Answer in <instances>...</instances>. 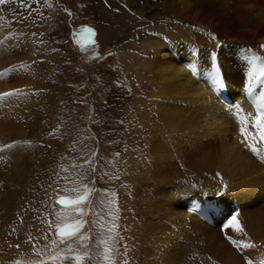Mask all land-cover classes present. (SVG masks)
<instances>
[{
    "label": "rangeland",
    "instance_id": "obj_1",
    "mask_svg": "<svg viewBox=\"0 0 264 264\" xmlns=\"http://www.w3.org/2000/svg\"><path fill=\"white\" fill-rule=\"evenodd\" d=\"M199 1L194 0L193 5ZM234 1L238 3L239 16L246 19L248 26L257 24L264 16V0L217 2L223 7L225 3L233 5ZM165 4L166 0L0 2L1 40H13L26 49L25 54L14 56V63L10 65L20 78L21 91L13 97L20 98L18 102L28 115L26 123L25 117L19 119L28 131L21 145L25 149L27 172L19 179V185L11 186L19 190L15 203L0 211V264L16 261L33 264L40 260L47 264H73L71 259H49L65 247L52 243L58 240L56 225L70 224L71 219L82 220L79 231L89 237L87 250L91 258H85L82 264H105V245L100 241H109L110 236L115 238V248L119 250L116 264L125 261L155 264L161 258L162 245L152 258L141 261V250L147 247L148 227L144 226L150 214L145 198H157L152 189L155 183L150 182L146 188L143 183L148 181L144 176L150 173V141L153 130H157L153 121L158 118V102L163 100L156 94L152 76L146 69L147 60L159 44L166 42L180 45L189 42L201 47L215 44L225 50L251 44L264 52L259 47L264 44L262 40L233 42L219 35L207 25L210 15L200 16L199 7L194 9L193 19L184 16L182 11L166 8ZM227 11L237 17L233 8ZM219 16L225 18L222 14ZM88 24L93 25V42L81 43L85 38L82 27ZM108 32L113 34L112 38ZM221 34L227 35L226 31ZM213 35L217 39L213 40ZM220 66L218 62L223 71ZM0 67L4 65L0 63ZM221 101L228 104L224 99ZM178 165L184 168L179 162ZM214 175L210 173L204 179V194L215 191L214 183L218 180L212 179ZM188 177L177 184L180 189L202 187V177ZM85 188L91 191L79 205L65 206L57 202L61 198L74 200L84 194ZM263 204L260 206L264 210ZM66 207H80L85 214L59 215ZM233 212L219 225L222 238L228 243L221 226ZM238 219L245 223L241 213ZM111 225L115 227L109 232ZM75 251L82 255L85 250L75 245Z\"/></svg>",
    "mask_w": 264,
    "mask_h": 264
},
{
    "label": "bare ground",
    "instance_id": "obj_2",
    "mask_svg": "<svg viewBox=\"0 0 264 264\" xmlns=\"http://www.w3.org/2000/svg\"><path fill=\"white\" fill-rule=\"evenodd\" d=\"M217 1L200 0L194 6V0H166L165 7L182 11L184 16L193 19L194 9L199 7L201 17L205 13L210 15L207 25L225 39L233 42L252 38L264 41V16L257 24L248 26L246 19L237 12V1L231 6L225 3L223 7ZM227 8H233L237 17L230 15ZM222 31L227 35H222ZM1 37L0 31V63L4 65L0 72H3L5 68H11L14 56L25 54L26 49L21 43L4 42ZM173 43L159 44L146 63L156 94L163 100L158 102V118L153 121L157 130L152 132L150 173L144 176L148 181L143 183L145 188L150 182L155 183L152 189L157 198H145L150 214L144 226L148 227L145 231L147 247L141 250V261L149 256L152 258L162 245L163 254L155 264H208L207 259L213 264H260L264 260V210L260 206L264 203V162L239 143V125L229 111L231 105L238 102L245 114L255 115L252 96L247 98L244 87H241L248 66L234 49L225 50L215 44L201 47L189 42L183 45ZM194 55L195 71L189 67ZM209 71L218 73L223 87L212 86L207 76ZM18 81L20 78L15 71L0 77V93L21 91ZM256 94L258 96L254 89L253 96ZM13 96L0 100V211L15 203L19 190L11 186L19 185V179H23L27 172L25 149L21 145L28 131L19 119L25 117L26 123L28 115L18 102L20 98ZM164 132H168V138ZM8 144L13 147L6 148ZM176 158L184 168L178 165ZM20 160H24L22 164L18 163ZM210 173H215L212 179L218 182L214 183L215 191L208 195L204 194L203 184ZM216 173L221 174L223 183ZM193 175L203 178L201 188L187 191L177 186L183 177ZM230 211H238L244 216L245 223L240 224L246 237L231 229L227 230L228 234L257 246L244 251L250 260L244 256L242 259L237 249L222 238L219 225Z\"/></svg>",
    "mask_w": 264,
    "mask_h": 264
},
{
    "label": "snow or ice",
    "instance_id": "obj_3",
    "mask_svg": "<svg viewBox=\"0 0 264 264\" xmlns=\"http://www.w3.org/2000/svg\"><path fill=\"white\" fill-rule=\"evenodd\" d=\"M3 2V0H0ZM91 31V29H88ZM212 39L215 40L217 37L214 35ZM261 49H264V44L259 46ZM238 56L241 58L242 62L248 66V71L244 74L246 79L244 82V94L247 96H252L253 106L256 109L255 115L251 113H244L243 108L238 102L231 105L229 109L230 114L234 116L239 127L238 132L241 137L239 143L243 144L254 157L258 158L261 161H264V56L255 53L251 48L247 46H241L237 49ZM195 71V55L193 56V62L189 65ZM15 71V68H5L3 72H0V77L7 76L8 73ZM208 79L211 81L212 86L214 87H223V83L215 71H209L207 73ZM259 86L260 91L258 96H253V92L256 86ZM19 90L9 91L0 93V100H4L8 97L15 95ZM6 148H11L13 145H5ZM118 155V154H117ZM217 176L221 178V183H223V177L220 173H217ZM225 187H227L225 185ZM75 191V189H73ZM90 189L85 188L84 194L77 197L74 200H66L61 198L57 202L62 205H79L81 202L87 200V197L90 193ZM220 195V193H217ZM72 212H75L79 215H84L85 212L80 207H75L68 209L59 215L61 216H71ZM239 212H233L230 216L226 218V221L222 224L221 230L225 231V238L229 243L235 247L238 251L242 253V259L245 249L256 248L257 246L254 243L248 242L246 239L238 240L232 235H228V229H231L236 234H243L246 237L243 226L239 222ZM116 217H113L115 219ZM82 220H77L72 224L65 225H56V234L58 237L57 241H53V245L64 244L63 249H59L57 252L53 253L49 259L52 261L59 259H71L73 264H82V261L85 258H91V253L87 250L88 244L87 241L89 237L85 233H81L79 230L83 225ZM115 226L111 225L109 227V232L113 230ZM111 242V243H110ZM104 244V253L103 260L105 264H116L115 256L119 254V250L115 248V238H109V241H100ZM75 245H80L85 251L81 255L79 252L75 251ZM62 253H74L71 256H64ZM127 255V252H124V256ZM15 264H22L21 261H16ZM33 264H47L46 261L40 260L33 262ZM127 264V261L124 262ZM251 264V262H249ZM260 264H264V260L260 261Z\"/></svg>",
    "mask_w": 264,
    "mask_h": 264
},
{
    "label": "water",
    "instance_id": "obj_4",
    "mask_svg": "<svg viewBox=\"0 0 264 264\" xmlns=\"http://www.w3.org/2000/svg\"><path fill=\"white\" fill-rule=\"evenodd\" d=\"M89 110L92 111V106L89 107Z\"/></svg>",
    "mask_w": 264,
    "mask_h": 264
}]
</instances>
